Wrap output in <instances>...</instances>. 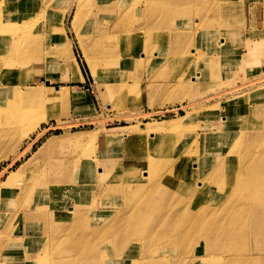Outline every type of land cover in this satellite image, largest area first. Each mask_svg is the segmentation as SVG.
<instances>
[{"label": "rangeland", "instance_id": "obj_1", "mask_svg": "<svg viewBox=\"0 0 264 264\" xmlns=\"http://www.w3.org/2000/svg\"><path fill=\"white\" fill-rule=\"evenodd\" d=\"M14 1L0 0V33L23 37L25 46L16 50L9 35L11 44L0 47V264H36L40 254L69 264L103 255L105 264H264V62L250 79L244 73L253 65L249 47L264 55L262 39L248 42V17L264 25V0L191 2L176 58L168 56L163 5L177 0H112L103 6L110 12L99 15L110 17L104 40L113 51L89 52L94 67L82 48L90 21L72 25L76 0L54 1L42 12L39 0ZM211 4L203 23L217 21L199 37L198 8L202 14ZM231 7L241 27L232 48L220 37ZM17 22L25 27L20 35L6 28ZM121 27L127 36L111 37ZM223 46L226 56L245 53L239 67L219 72L204 59ZM26 85L40 86L43 99L24 97ZM164 120L176 125L164 128ZM85 133L92 138L69 139ZM122 168L135 174L119 178ZM142 213L144 220H134ZM178 213L183 222L169 228L167 218ZM210 215L220 232L203 229ZM151 229L161 238H123ZM27 252L36 258L25 259Z\"/></svg>", "mask_w": 264, "mask_h": 264}, {"label": "bare ground", "instance_id": "obj_2", "mask_svg": "<svg viewBox=\"0 0 264 264\" xmlns=\"http://www.w3.org/2000/svg\"><path fill=\"white\" fill-rule=\"evenodd\" d=\"M11 1H13V0H11ZM39 1H40V11L41 12L43 10L45 11L47 8H49L51 5H53L55 2H57V0H47V2H44V0H39ZM95 1L98 4L97 7H92V6L88 7L87 5L90 2V0H76L77 5L75 7L74 15L72 17V20H73L72 21V25L74 24L75 26H76V21H81V23H82V21H85L84 27L86 26V20L90 21L88 26L85 29V32H87L88 36L89 35H91V36H90L89 40L85 41L82 44V48H83L84 53L86 55L85 57H87L88 60H90L89 56L92 57V54H93L94 51H98V52H102V51L110 52V51H113L112 48L107 47V44H106V42L104 40V38L106 37L105 35L107 33V29H108L107 27L109 25L108 21H109L110 17L108 15H99V13H102V12H110L108 8L105 9V8H103V6L109 4L110 1H112V0H95ZM195 1H197V4H199L198 2H200V0H194V1L193 0H177L176 4L174 6L173 5H167L166 3H165V5H163V6H165V12L168 13V15H166L167 22L170 24V27H171L170 30H169L170 33L167 31L168 35L170 34V36H171V38L169 39V40H171V47H169L170 53L168 54V56L172 55L171 58H176L177 57L176 56L177 49H179L178 47H180V45L183 44L185 36L188 33L187 25H190L191 24L190 22H192L190 20L188 22V19H190V18H188V16H189L188 13H191V11H190L191 2L195 3ZM207 1L211 2L212 0H207ZM234 1H236V0H217V2H215V3L218 4V3L225 2V3L229 4V5H232L233 4L232 2H234ZM150 2L155 4V5H157L158 3L162 2V1L161 0H150ZM202 2L204 3L206 1L202 0L201 4H202ZM14 3H16L18 5L19 2L17 0H15ZM64 3H69L70 4V0H67V2L65 1ZM222 6L226 7L224 3L222 4ZM232 8L233 7H231V12L228 11L229 17H226V19H224L223 22H222L223 25H224V31H226V32H224L222 35H220V37L223 38L225 40L226 44L228 46H230V47L234 43V40L232 41V37L235 38L236 33L241 28V27L235 26L234 14H233L235 9H232ZM66 9L67 8H63V12L61 14L62 17L60 19L61 24H62L61 29L63 31L66 28V26H64L65 23L63 21L65 20L64 18H67V14H68V13H65ZM211 9H212V4L207 9H204V11L202 12V14H203L202 15L200 13V7L198 8L197 21H198L199 24L197 26L198 29L196 30L195 33L197 34L198 31L200 30V32L198 33L199 37L204 35V33L206 32L205 29L208 30L211 24H213V26H215V21H217V19H215L214 17L217 16L216 13H213L214 17L212 19H215V20L212 23L209 24L208 21H206L205 25L203 23L205 18L207 20L208 17L206 16V14L210 13ZM245 9H246L245 5H242L241 8H240V11H243V10L245 11ZM113 10H114V8H113ZM232 16H233V19H232ZM124 18L127 19L128 17H125V14H124ZM100 21H101V26H99V22ZM226 26L229 27V29H226ZM28 27H26V28H28ZM6 28L8 29V31L15 30L18 33V35H20L21 34V30H23V28H25V27H24L23 24H21V23L18 24V22H17L15 24L11 23V25L8 24L6 26ZM124 28L125 27H121V32L114 33V34L111 35V37L121 38L122 36L123 37L127 36V33L123 31ZM91 29H92V31H91ZM19 30H20V32H19ZM191 31H193V30H190L189 32H191ZM78 32L79 31H78V28H77V33ZM39 34H41V33H39ZM9 35H11L9 32L8 33L6 32L5 34L0 33V47H2L4 44H7V45L11 44V43H9L7 41V39L10 37ZM78 35H84L83 31H82L81 34H78ZM109 35H110V33H109ZM37 36H38V34H37ZM181 36H184V38H182ZM11 37H14L12 39H14L16 41V42H14V45L17 46V48L15 47L16 50H18L19 52L20 51L23 52L25 50L24 43L22 44V40H21L23 37L20 38V39H16V36H12V35H11ZM178 38H180L179 43L175 44L173 41L176 40V39L178 41ZM129 42H130V39H126L124 44H126V43L128 44ZM68 47H69V45L67 46V49H68ZM119 48H116V49H119ZM37 51H39V49ZM215 51L216 52L213 53V56H211V54H210L208 57L204 56V59L208 58L209 62L211 63L210 64L211 66L215 65L217 67V65H218L219 72H221V70L223 71V68H227L228 69L229 67H239V63H240L241 59L244 56L243 54H240L239 52L234 53L231 56L230 55L226 56L225 46L219 47V49H217V50L215 49ZM89 52H91L92 54H89ZM93 57H94V55H93ZM8 58H9V55L7 57V61H8ZM183 58H185V57L183 56L182 59ZM90 62L92 64L91 66L94 67V63L91 60H90ZM113 62H118V61L115 59ZM219 68H221V70ZM75 69H76V73L78 74V76L83 78L82 72H81L80 67L78 66V64H75ZM40 88H41L40 86L29 87V86L26 85V90H22L24 93L21 92V94L24 97H26L28 100H29V98L30 99H35L36 101L37 100H42L43 98H41V97H42L43 91H41L42 89H40ZM56 89L59 92L62 91V88L58 87ZM27 99H24V101H26ZM20 113H21V116H22L23 112L21 111ZM20 113H19V115H20ZM41 117H43V116H41ZM181 119H183V117ZM169 125H171V126H169ZM175 125L176 124L174 122H172V120H164L163 121V127L164 128H172ZM242 135H244V134H239L238 135V138H237V141H236V144H235L236 146L241 141ZM91 138H92V135H89V133L88 134L85 133V134H77L76 136H73V137H71L69 139H70L71 142L77 144V143H81V142L85 141L86 139H91ZM55 139L56 138H52V139L48 140V142H46V145L42 149H40L39 153H41L42 151H46L49 147H51V145L55 143ZM30 163L24 164V165L23 164L20 165L18 167V169H17V172L18 173L25 172L26 169H28V165ZM14 173H16V172H14ZM134 174H135V172H132V171L124 173L123 168H122L115 175H117L119 178H122L123 176L124 177L133 176ZM244 203L246 204V203H248V201H244ZM232 210H234V209H232ZM74 216H75V214H73V212H72L71 213V217L74 218ZM144 217H145L144 213H142L141 215H139L134 220H137V219L138 220H141V219L144 220L145 219ZM184 218H185L184 217V213H178L177 215L169 216L167 218V220L169 221L168 227L169 228H176V227L180 226L178 224H181L183 222ZM203 223H204L203 224V229L204 230H207L209 228H212V229L214 228L216 232H220L221 229L223 228L221 226V223L218 220H216L214 217H212L211 215L209 217H206L204 219ZM154 230L155 229L149 230L148 233H150V234H148L147 232L146 233H141V232H138V231L127 232V233L124 234L123 238L124 237H128L129 238L128 242H132V241H136L137 242V241H142V240H152L154 238H156V239L161 238V235L159 233L153 232ZM204 235L208 236V234H204ZM21 241H23V240H21ZM21 241L14 242L13 245L15 247L20 246L17 243L21 244ZM158 242H165V241L155 240V243H158ZM14 246H12V247H14ZM160 247H162V246H160ZM43 249H46L45 245L40 250H43ZM13 250H14V248H11V251H13ZM35 254L27 252L26 255H25V259H27V260L29 259L31 261L34 260L36 258ZM107 256H109V255H103V256L100 257V261L99 262L98 261L97 262L91 261L89 264H105V259H106ZM47 257L48 256L42 255V254L38 255L36 264H69V263H66V261H68V260H65L66 258H58L59 260L56 259L57 260V263H56V262H53V261L52 262L49 261ZM54 261H55V259H54Z\"/></svg>", "mask_w": 264, "mask_h": 264}, {"label": "crops", "instance_id": "obj_3", "mask_svg": "<svg viewBox=\"0 0 264 264\" xmlns=\"http://www.w3.org/2000/svg\"><path fill=\"white\" fill-rule=\"evenodd\" d=\"M249 17H248V19H249V23H248V42L249 41H254V40L255 41H259L261 39L264 41V25L258 24V27H257L256 24H253L254 23L253 22V18L250 19ZM260 19L261 20L263 19V21H264V8H262ZM260 50L264 51V42H263V45H262V49H260ZM257 53H258V46L249 47V53L247 54L248 55L247 56L248 57L247 58V62H248V59H249V60L253 61V65L246 67L245 70H244V73H246V72L248 73V79L253 77L254 74L257 75L260 71H262L263 62H264V55H262V56H260L258 58L257 57ZM239 69H241V68H239ZM237 70L238 69H234V71H237ZM244 73H241V75L243 76ZM82 75H83V73H82ZM82 79H84V75H83ZM63 86H66V88L73 87V85H71V84H64ZM57 87H62V86H57ZM79 100H77V101L79 102ZM25 224L26 223H21L22 228H26ZM14 254H19V253H14ZM11 256L13 257L14 255H11Z\"/></svg>", "mask_w": 264, "mask_h": 264}, {"label": "water", "instance_id": "obj_4", "mask_svg": "<svg viewBox=\"0 0 264 264\" xmlns=\"http://www.w3.org/2000/svg\"><path fill=\"white\" fill-rule=\"evenodd\" d=\"M47 82H50V81H47Z\"/></svg>", "mask_w": 264, "mask_h": 264}]
</instances>
